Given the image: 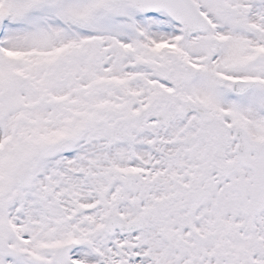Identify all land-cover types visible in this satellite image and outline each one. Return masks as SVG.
Segmentation results:
<instances>
[{"label":"snow or ice","instance_id":"snow-or-ice-1","mask_svg":"<svg viewBox=\"0 0 264 264\" xmlns=\"http://www.w3.org/2000/svg\"><path fill=\"white\" fill-rule=\"evenodd\" d=\"M0 264H264V0H0Z\"/></svg>","mask_w":264,"mask_h":264}]
</instances>
